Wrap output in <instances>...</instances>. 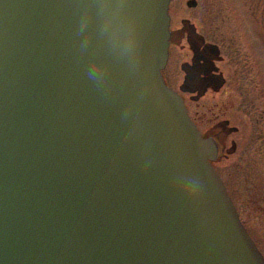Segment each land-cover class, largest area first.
<instances>
[{"label": "water", "instance_id": "water-1", "mask_svg": "<svg viewBox=\"0 0 264 264\" xmlns=\"http://www.w3.org/2000/svg\"><path fill=\"white\" fill-rule=\"evenodd\" d=\"M170 2L0 0V264H264L164 81Z\"/></svg>", "mask_w": 264, "mask_h": 264}, {"label": "rangeland", "instance_id": "rangeland-1", "mask_svg": "<svg viewBox=\"0 0 264 264\" xmlns=\"http://www.w3.org/2000/svg\"><path fill=\"white\" fill-rule=\"evenodd\" d=\"M187 1L171 0L170 29L178 27L184 17L206 33L215 31L218 25L226 36L221 44L228 64L229 61L235 62L245 73L246 66H251L252 83L247 85V88L252 87L250 93L241 92L243 85L238 88L230 82L221 92L207 94L198 101L192 100L189 94L181 95L173 88L181 81V74L177 70L178 73L173 75L171 64L166 74L177 81L170 82L173 84L171 88L183 98L202 137L206 138L209 126L217 116L219 119L230 118V126L238 128L227 143V148H231L234 140L236 152L228 156L219 153L213 166L223 180L241 221L264 255V82L261 88L256 86L254 59L248 51L249 42L257 40L261 48L264 79V0H198L199 5L194 9L187 7ZM249 27L255 31H250Z\"/></svg>", "mask_w": 264, "mask_h": 264}, {"label": "flooded vegetation", "instance_id": "flooded-vegetation-1", "mask_svg": "<svg viewBox=\"0 0 264 264\" xmlns=\"http://www.w3.org/2000/svg\"><path fill=\"white\" fill-rule=\"evenodd\" d=\"M191 2H194L195 6H189ZM186 5L189 9H194L198 7L199 2L198 0H188ZM213 25H217V23H213ZM216 28L215 31L209 33L203 32L189 18L184 17L181 24L171 30L169 58L163 71L164 80L169 87H173L172 81L177 83L166 74L169 64H171L174 68L171 73L174 75L178 73V70L179 75L181 74V81L173 88L181 95H191L192 100L195 101L207 94L221 92L230 82L238 85V88L239 85H243L241 92L244 93H250L252 89L251 86L247 88V85L252 83L251 66L245 65L247 67L245 73L242 67L239 68L235 65V62L229 61L228 64L226 57L222 54L223 46L221 44L226 36L218 25ZM249 30L255 31L252 28ZM260 49L257 40L249 42L248 51L254 59L256 86L258 85L259 88L264 82ZM213 121L205 137L213 139L217 143L218 155L221 152L225 153V156L234 154L237 150L236 142L232 140L231 148H227V143L230 135L238 132V128L230 126V118L219 119L217 116Z\"/></svg>", "mask_w": 264, "mask_h": 264}]
</instances>
